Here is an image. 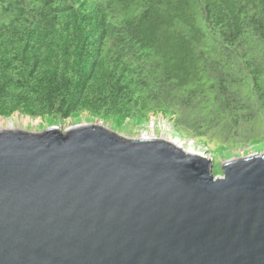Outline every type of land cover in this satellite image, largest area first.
Here are the masks:
<instances>
[{
	"label": "trees",
	"instance_id": "1",
	"mask_svg": "<svg viewBox=\"0 0 264 264\" xmlns=\"http://www.w3.org/2000/svg\"><path fill=\"white\" fill-rule=\"evenodd\" d=\"M264 139V0H0V118L144 120Z\"/></svg>",
	"mask_w": 264,
	"mask_h": 264
},
{
	"label": "water",
	"instance_id": "2",
	"mask_svg": "<svg viewBox=\"0 0 264 264\" xmlns=\"http://www.w3.org/2000/svg\"><path fill=\"white\" fill-rule=\"evenodd\" d=\"M221 172L93 124L0 132V264H264V154Z\"/></svg>",
	"mask_w": 264,
	"mask_h": 264
},
{
	"label": "rangeland",
	"instance_id": "3",
	"mask_svg": "<svg viewBox=\"0 0 264 264\" xmlns=\"http://www.w3.org/2000/svg\"><path fill=\"white\" fill-rule=\"evenodd\" d=\"M177 122L178 119L174 113L163 111L152 112L144 120H128L122 117L95 118L86 113H80L65 120L56 118L33 119L19 117L15 114L0 118V132L8 131L6 130L8 129L6 128L7 124H10L11 130H20L34 134H40L51 127L56 128L64 134L66 130L80 124L98 125L128 139L155 138L170 142L189 154H197V156L202 157L208 162L210 173L213 177H223L221 165L227 161L246 158L253 154H264V139L230 149L223 146L210 147L204 140L194 139L181 133Z\"/></svg>",
	"mask_w": 264,
	"mask_h": 264
},
{
	"label": "bare ground",
	"instance_id": "4",
	"mask_svg": "<svg viewBox=\"0 0 264 264\" xmlns=\"http://www.w3.org/2000/svg\"><path fill=\"white\" fill-rule=\"evenodd\" d=\"M8 126L6 127V128H8V129H6V130H11L12 129V127H10L9 125L10 124H7ZM80 125H83V124H80ZM96 126H98V125H96ZM10 127V128H9ZM100 127H102V126H100ZM1 131H3V130H1ZM139 139H142V138H139ZM152 139H155V138H152ZM169 144H171V145H173V147H175V148H177V149H179V147H176V146H174V144H172V143H170L169 142ZM183 153H185V154H189L188 152H185V151H183V150H181ZM192 155H197V154H194V153H191ZM190 154V155H191ZM254 155V154H253ZM253 155H251V156H253ZM250 157V156H249ZM247 158V157H246ZM240 159H245V157L244 158H240Z\"/></svg>",
	"mask_w": 264,
	"mask_h": 264
}]
</instances>
